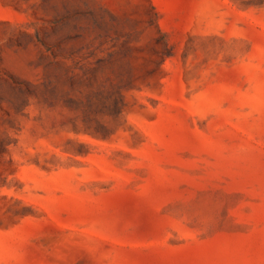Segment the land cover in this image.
Here are the masks:
<instances>
[{"label":"rangeland","instance_id":"1","mask_svg":"<svg viewBox=\"0 0 264 264\" xmlns=\"http://www.w3.org/2000/svg\"><path fill=\"white\" fill-rule=\"evenodd\" d=\"M0 264H264V0H0Z\"/></svg>","mask_w":264,"mask_h":264}]
</instances>
